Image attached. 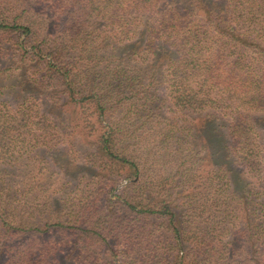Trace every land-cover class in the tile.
I'll use <instances>...</instances> for the list:
<instances>
[{"label": "trees", "instance_id": "obj_1", "mask_svg": "<svg viewBox=\"0 0 264 264\" xmlns=\"http://www.w3.org/2000/svg\"><path fill=\"white\" fill-rule=\"evenodd\" d=\"M18 70L63 136L29 137L40 118L0 110V150L18 140L38 162L42 145L78 150L66 130L81 129L126 178L101 165L109 178L76 183L68 199L40 178H0V264H264V0H0V74ZM138 131L144 152L126 147ZM164 142L178 145V167L211 168L208 178H141L164 166ZM52 224L74 239L64 256Z\"/></svg>", "mask_w": 264, "mask_h": 264}, {"label": "rangeland", "instance_id": "obj_2", "mask_svg": "<svg viewBox=\"0 0 264 264\" xmlns=\"http://www.w3.org/2000/svg\"><path fill=\"white\" fill-rule=\"evenodd\" d=\"M160 4L162 3L160 2ZM160 15L161 14L157 12V15L155 17H158ZM132 19L137 20L136 17ZM36 24L40 31H44V29L46 28L45 22L41 21L40 19H38ZM56 24L60 26V29H64V24H62L61 22L57 21ZM60 35L65 36L66 34L58 33V36ZM96 46L98 45L96 44ZM110 46L111 44L108 45V48H110ZM33 66H34L33 64L30 65V67ZM20 67L21 65L17 64V68ZM21 74L22 73L19 70L12 72V74L11 72L6 74H0V110H3V112L6 111L7 113L13 112L14 116H16L15 113H17V115H19V117L21 118L27 113H30L32 117L37 116L38 118L37 120H39L40 118L41 123L37 126H34L35 130H33L30 134L28 133L27 135L29 137H32L34 135L36 138H38L39 136H45L44 132L47 131L49 132V134H53L51 141L53 142V140L56 139L57 137L63 136L61 135V132L55 127L56 123H58V121L56 120L58 118L56 117V115L54 116L48 114L49 111L48 107L50 106L44 104L46 99L45 95L42 98H39L40 96L34 92L26 93L24 91L27 90L28 87L22 82L21 78L19 79ZM80 78L84 79V74ZM52 83H54L53 78H50V80L47 79L46 85L52 87ZM31 94H34V97L36 98L35 101L33 98L30 97ZM29 105H31L32 107L27 108V106ZM167 105L169 106L172 104L170 102L167 103ZM9 109H11L12 111H9ZM78 115L87 117L86 118L87 121H90L93 116L91 112L84 113L82 108L78 110ZM181 120L182 119H180L179 116L174 115L172 123L178 126H181V124L189 125V122L191 124V122L192 121L194 122L195 119L194 117L189 116L186 117L185 121L182 122ZM260 120L264 121V117L260 116ZM61 129L65 131L67 128H65L64 126ZM0 132H1V128H0ZM80 132L81 129H79V132L78 130L75 132V129L66 130V133H68V137L71 134V136L73 137L80 138L78 141L79 146H76L78 150H76L75 148L72 149V145H66L65 143H60V145L58 146L59 148L58 150L55 148L52 149L49 148V145L48 147H43L44 145H42L41 149L38 148L37 157L35 158L38 160V162L36 160H31L32 163H30V161H28L25 157L21 156V152H22L21 148L23 144L18 140H14L11 144H8L9 145L8 147L3 146L1 148L2 151L0 150V178H18L20 180H23L22 181L23 184H28L31 178H35V179L40 178V183L43 184V189L47 190L50 194H52L51 196L53 198H57L56 196H59L60 198L63 199H68L69 196L74 195L76 189L73 188V186L80 181L84 182L85 184L91 182L90 184L95 185V183L98 182V180H100L101 178H109L107 177V175L103 174L102 168L100 167L101 165H105L106 162L102 159L98 160L97 158H95V156L92 153L95 151V147L80 143L82 140L81 136L78 134ZM11 133H13V131H11ZM135 136H140V137L142 136V137L141 139L134 137L132 141H129V143L126 144V147L128 149H135L142 147L141 151L144 152L145 144L143 143L147 138L146 133L144 131H138L136 132ZM68 137H66V139ZM40 138L41 140H43L42 137ZM126 139L127 138H124V140ZM160 146L164 149L169 150L170 152L168 153L169 155L166 158L160 157V152H161L160 150H158L157 153L154 154L155 155L154 158L160 159L161 161L159 164L163 163L164 166H158V165L156 167L153 166L151 169H148L146 173L143 174L144 176L143 175L141 176V178H160L157 177L156 173H158V176L163 177V176H167V174L169 175L170 172L172 171L180 172V170L181 171L184 170L185 175L183 174L182 177L179 176L178 178H189L190 176L191 178L192 177L208 178L207 173L208 170L211 171V168L206 167L205 173H203V171L201 172L199 171L198 168L199 166H192L190 162H188L186 165L183 164V166L178 167V161L177 158L175 157L177 153L173 152L175 151L176 147H178L176 143L164 142L161 143ZM183 146L184 149L181 148L180 151H185V152L192 151L191 149H187L189 146L188 143H186ZM64 148H66V151L69 150V154H68L69 157L64 155V153L60 152L61 149ZM40 158H43L44 161H41L39 163ZM138 160H139L138 164L140 166L142 162L145 163V157H141V155L138 156ZM34 164L36 165V168L35 171L32 172L30 166H33ZM105 166H108L107 169L111 168L112 178H126L124 169H121L120 167H116V165L111 162H109ZM193 173L197 175H194ZM224 174H227V170L224 171ZM210 177L211 176H209V178ZM127 184L128 181L121 179L120 182L118 183V189L116 190V192H118L119 190H123ZM62 186H64V188H62ZM82 188H83L82 186L79 187L80 190ZM59 190L61 191L59 192ZM208 203L211 202L209 201ZM67 204L70 205V203ZM242 220H243V215H242ZM50 230L55 231L51 234V236L54 238V240L51 241V243H54L55 245L56 242L59 243L60 246L63 247L62 256H64L65 252H68L69 249L71 248L74 239L63 228L60 229L59 227H55L54 224H52ZM107 259H109L107 256H103L100 259V262H102L101 264H105ZM59 261L61 262V258H59ZM115 263L120 264L121 259L119 258Z\"/></svg>", "mask_w": 264, "mask_h": 264}]
</instances>
